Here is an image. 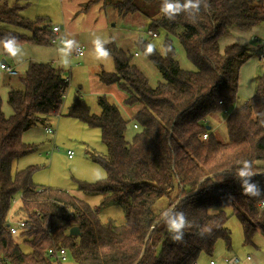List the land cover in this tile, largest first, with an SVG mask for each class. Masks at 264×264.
Instances as JSON below:
<instances>
[{
    "label": "trees",
    "instance_id": "1",
    "mask_svg": "<svg viewBox=\"0 0 264 264\" xmlns=\"http://www.w3.org/2000/svg\"><path fill=\"white\" fill-rule=\"evenodd\" d=\"M32 1L10 5L0 0L5 59L12 56L4 47L10 40L15 46H52V29L20 13ZM99 2L106 17L113 10L122 19L146 22L147 36L134 41V50L112 39L104 44L115 71L99 75L103 84L119 85L127 94L126 105H140L133 117L140 131L127 142L129 122L118 107L99 96L101 113L92 114L80 91L65 117L99 129L107 147V154L93 155L105 179L77 182L78 191L108 194V201L125 209V223L104 224L87 202L59 188L34 185V167L13 172L15 162L36 150L23 135L58 117L69 87V75L53 63L31 62L10 86L8 117L0 97V264H54L48 256L52 249H65L75 264H197L219 240L231 251V216L242 226L244 245H253L256 233L264 236V166L259 165L264 163V78L251 99L231 110L239 99L240 69L255 50L232 44L222 52L219 41L232 27L250 31L264 23V0H92L84 10ZM159 37L160 48L153 42ZM176 43L193 69L182 68L176 59ZM150 44L154 47L148 53ZM136 56L160 74L155 85L133 62ZM208 121L225 127L226 141ZM244 161L257 173L245 179L259 184V197L242 194L237 169ZM17 195L22 199L15 216L26 222L17 236L30 247L28 253L8 222ZM178 212L190 226L182 230V241L174 242L166 221ZM73 227L79 228V236L70 235Z\"/></svg>",
    "mask_w": 264,
    "mask_h": 264
},
{
    "label": "rangeland",
    "instance_id": "2",
    "mask_svg": "<svg viewBox=\"0 0 264 264\" xmlns=\"http://www.w3.org/2000/svg\"><path fill=\"white\" fill-rule=\"evenodd\" d=\"M6 1L10 5L17 2V0ZM61 9L58 0H33L20 13L25 18L35 22L36 25L52 28L61 20ZM109 14L110 16L106 18L108 20L110 39L115 40L121 47L134 50V41L140 36H147L144 30L146 27L145 20L134 21L131 20L133 18L122 19L121 17H118L113 10H110ZM19 32L24 33L22 31ZM242 33L245 34L244 32ZM231 37V35L226 34L220 39V50L222 52L226 46L233 43ZM153 42L158 48H160L162 39L160 37L154 38ZM235 42L236 43L234 44L242 45L239 41ZM249 43L252 42L250 41ZM176 48V59L180 62L182 68L188 70L193 69V66L188 61L186 54L179 43H176ZM0 50H2L1 45ZM133 62L142 69L152 85H155L160 80V74L158 71L143 56H136ZM4 80L7 79L4 77ZM14 81L17 82V78H15ZM122 94L127 96L125 92H122ZM245 100L247 99L242 95H239L237 104L232 107L231 110L235 109L237 105L243 103ZM225 117H227V115H225ZM125 119L129 122L127 130H129V134H133L134 137L140 130L134 129L135 122L133 121V117L126 115ZM208 122L209 124H213V130H215V133L219 138L226 141L228 135L225 127L222 124L216 123L217 121ZM46 126L52 128L55 135L52 136L46 134L44 132ZM46 126L39 125L35 127L36 131L34 132H36V135L32 138V141L29 142V144L36 145V150L15 162L13 165V172L28 167H34L36 170L31 178L34 185L64 189L71 195L87 202L92 208H95L98 211L99 219L102 223H113L115 226L124 225L126 216L125 209L118 203L108 201V194H85L77 189V182L92 183L98 180H103L106 177V173L102 167L93 160V155L107 154V147L100 140V130L89 128L80 121L66 117H55L51 119ZM25 142L27 143V139ZM69 150L74 152V158L72 159H69L67 156V151ZM259 165L264 166V163H259ZM16 200L15 211L21 203L20 195L16 196ZM19 219L23 218L19 217ZM227 227L231 233L232 249L234 251L238 249V252L236 251L235 253L232 252V250H228L225 242L219 240L214 246L213 253L211 255L202 254L197 261V264H210L211 261L216 262V264H225L224 260L232 257L234 254L241 260L243 257L247 258V256H251L253 259L254 255H256L257 258L259 257L260 260H264L255 248L244 245L242 226L236 216H231L229 218ZM254 238L255 240H260L261 238L264 240V236L260 232L256 233ZM15 240L21 245L24 252L28 253L31 251L30 247L21 243V237L16 236ZM65 264H74V262L68 257Z\"/></svg>",
    "mask_w": 264,
    "mask_h": 264
},
{
    "label": "crops",
    "instance_id": "3",
    "mask_svg": "<svg viewBox=\"0 0 264 264\" xmlns=\"http://www.w3.org/2000/svg\"><path fill=\"white\" fill-rule=\"evenodd\" d=\"M91 1L58 0L62 8V17L52 28H60L59 36L65 42L59 45L52 44V46L48 47L32 44L16 45L17 51L15 57L11 56L7 59L3 55V50H0V65L7 63L9 66L16 68L21 76L25 73L31 62L53 63L58 69L69 75V87L66 91L64 103L58 118H65V114L68 112L77 91L81 92L92 114L99 115L101 113L97 100L99 96H106L110 102L118 107L124 118L126 115L134 117L141 107L139 105H126L125 100L127 96L122 94L124 91L121 90L118 84L106 85L99 80V75L102 72H114L115 65L109 55L107 57H100L96 52V41H99L103 47L104 44L110 41V36L108 20L102 10V3H96L86 11L84 10V6ZM227 34L232 36L231 40L233 43L231 44L239 41L242 45H247L255 50L254 56L240 69L238 85V94L242 95L245 99H251L256 93L259 78H264V59H261L259 56L264 53V50L261 49V46H264V23L246 32L232 27ZM26 35L30 36L28 32ZM67 41L72 42L70 48L65 47ZM250 41L252 43H249ZM219 46L221 47L220 41ZM77 47H84V52L81 56L76 54ZM4 77L7 80H4ZM15 78L6 75L0 70V97L2 99V110L7 117L12 114V110L8 106V93L10 86L16 85ZM34 131H36V128L28 130L23 135V141L25 142L27 139V144H29L36 135ZM124 136L127 142H132L133 134L130 135L129 130H126ZM251 246L264 259V240L262 238L255 240L254 238V244ZM231 250L235 253L236 251L238 252V249L235 251ZM251 262H248L244 257L241 260V264H264V260H260L256 255L253 256Z\"/></svg>",
    "mask_w": 264,
    "mask_h": 264
},
{
    "label": "clouds",
    "instance_id": "4",
    "mask_svg": "<svg viewBox=\"0 0 264 264\" xmlns=\"http://www.w3.org/2000/svg\"><path fill=\"white\" fill-rule=\"evenodd\" d=\"M189 4H191V0H189ZM168 9L170 11L174 10V7L172 5L168 6ZM71 41H67L65 44L66 48L71 47ZM4 47L6 48L7 52L15 57L16 54V46L15 41L10 40L8 41ZM153 45H149L146 51L148 53H151L153 51ZM96 52L98 56L100 57H107L108 51L105 50L99 41H96ZM238 178L241 180V187H242V194L252 197H259L262 195V190L258 183H249L248 179H245V177L250 178L253 175H256L257 173L253 171L252 164L249 161H244L243 166L237 169ZM186 225L190 226V222L185 220V214L182 212H178L174 215V218L170 217L168 221H166L167 230L169 233H175L171 237V239L174 242H181L183 238V232L182 230L185 229Z\"/></svg>",
    "mask_w": 264,
    "mask_h": 264
},
{
    "label": "built area",
    "instance_id": "5",
    "mask_svg": "<svg viewBox=\"0 0 264 264\" xmlns=\"http://www.w3.org/2000/svg\"><path fill=\"white\" fill-rule=\"evenodd\" d=\"M52 31L55 35V38L52 40V44H63L65 41L63 38H60L59 33H60V28L59 27H54L52 28ZM84 52V47H77L76 49V54L81 56ZM261 59H264V53L259 55ZM0 70H2L6 75L10 77H16L19 75L18 71L16 68L9 66L7 64H1L0 65ZM135 129H139L138 125H134ZM45 132L48 135H55V132L52 130L50 127H45ZM207 135H204L203 138L205 139ZM67 156L69 159H72L74 157V152L73 151H68ZM22 199V195H20V200ZM17 200L16 198L13 199L12 202V208L9 212L8 215V222L10 226V232L13 236L19 235L22 231H24L26 222L22 219H19L18 217L15 216V206H16ZM264 206V203H262V207ZM48 256L53 260L54 264H63L67 261L68 255L67 251L65 249H52L49 250ZM247 261H252L251 256H247L246 258ZM225 264H241V259L237 255H233L230 258H226L224 260ZM196 264V263H194ZM210 264H216V262L211 261Z\"/></svg>",
    "mask_w": 264,
    "mask_h": 264
},
{
    "label": "water",
    "instance_id": "6",
    "mask_svg": "<svg viewBox=\"0 0 264 264\" xmlns=\"http://www.w3.org/2000/svg\"><path fill=\"white\" fill-rule=\"evenodd\" d=\"M45 27H46V26H45ZM3 62H5V61H3ZM208 129H210V127H209ZM157 223H159V221H157V222L153 225V227H155V226L157 225ZM70 235H71V236H74V237L79 236V235H80V230H79V228H78V227H73V228H71V229H70Z\"/></svg>",
    "mask_w": 264,
    "mask_h": 264
}]
</instances>
